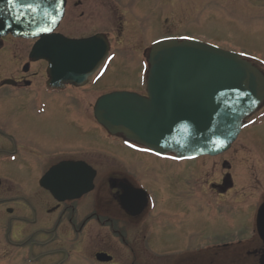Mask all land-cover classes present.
I'll list each match as a JSON object with an SVG mask.
<instances>
[{
	"label": "flooded vegetation",
	"instance_id": "obj_1",
	"mask_svg": "<svg viewBox=\"0 0 264 264\" xmlns=\"http://www.w3.org/2000/svg\"><path fill=\"white\" fill-rule=\"evenodd\" d=\"M120 1L118 8V0H66L61 20L65 32L58 29L67 38L98 35L108 48L110 62L107 69L110 67V71L117 74L129 72L133 54L126 56L128 67L113 69L121 56L109 37L111 34H121L123 23H126L124 32L128 38L123 37L119 43L121 37H118L117 44L125 48L132 46L133 50L143 46L139 65L147 60L145 49L150 43L131 38L134 20L139 21L141 28L140 20L144 16L133 8L126 9L123 0ZM125 4L129 6V0ZM101 10L107 14V24L103 28ZM81 24L96 30L73 33L72 26ZM15 41L27 44L26 56L21 47L22 52L15 47ZM32 44L33 41L10 35L0 39V264H117L110 241L125 250L126 264H163L161 256L150 257L151 251L158 250L153 222L159 228L162 225L160 219L149 215L155 208L154 202L148 196L143 210L131 216L120 201L121 185L138 187L137 182L142 183L141 179L133 180V173H129L140 165L117 153L118 147L126 152L129 149L123 147L122 139L103 132L93 116L94 101L87 103L86 99V94L95 93L94 89L101 90L106 86L107 90H129V84L115 88L119 83L111 84L110 79H105L107 72L102 79L92 81L95 73L81 86L65 83L62 88H51L48 86L47 61L29 57ZM92 133H97L96 137ZM100 134L101 142L103 138L105 143L104 150L89 149L95 140H99ZM136 155L158 160L151 154ZM129 161L132 164L129 165ZM47 175L55 178L91 176L92 187L79 197L60 200L41 184V179ZM53 181L49 183L58 188V181ZM67 191L74 190L67 188ZM249 202L245 200L240 205L254 210L248 214L252 234L248 239L223 244L216 256L221 257L222 264H233L236 256L240 264H264L260 226V223L264 224V196L254 204ZM214 252L209 253L211 260L215 259L212 258ZM97 253L112 258L107 263H100L95 260Z\"/></svg>",
	"mask_w": 264,
	"mask_h": 264
},
{
	"label": "rangeland",
	"instance_id": "obj_2",
	"mask_svg": "<svg viewBox=\"0 0 264 264\" xmlns=\"http://www.w3.org/2000/svg\"><path fill=\"white\" fill-rule=\"evenodd\" d=\"M125 2L123 0L126 9L133 8L144 16L140 20L141 28L138 20L133 22V40L138 38L148 43L165 35L188 36L264 60V0H129V6ZM120 7L121 1L118 0ZM101 15L103 28L107 24V14L101 10ZM62 25L58 29L65 32L66 27ZM125 28L124 22L121 34H111L109 37L121 56L120 61L113 64V69L128 67L126 56L133 54L129 72L125 70L117 74L110 71L109 67L105 79H110L111 84L119 83L115 88H123L125 86L121 85L126 83L129 89L142 93L137 87V76L139 58L144 48L142 46L133 50L132 46L125 48L117 44L118 37H121L119 43L123 37L128 38ZM71 29L75 34L96 30L83 24L72 26ZM14 44L27 55V44L21 41H15ZM105 90L106 86L101 90L94 89L95 93L86 94L87 103H92L96 95L108 91ZM91 135L96 137L97 133ZM95 142L89 149L104 150L101 134ZM117 153L132 158L135 165H140V168L129 173L135 174L130 173L133 180L141 179L144 189L153 198L155 208L149 215L162 222L160 228L153 222L155 226L152 231L157 237L158 250L151 251V259L161 256L163 264H181L185 261L189 264H222L216 260L210 263L208 248L232 242L234 238L248 239L252 234L248 214L254 210L240 203L249 200L248 204H254L260 196H264V124L248 125L231 147L218 156H202L196 161L175 166L153 158L147 160L150 157L126 152L121 147L117 148ZM109 243L116 252V263L126 264L125 250L112 241ZM69 251L71 253L70 248ZM217 255L218 249L212 258ZM233 264H240L237 256Z\"/></svg>",
	"mask_w": 264,
	"mask_h": 264
},
{
	"label": "water",
	"instance_id": "obj_3",
	"mask_svg": "<svg viewBox=\"0 0 264 264\" xmlns=\"http://www.w3.org/2000/svg\"><path fill=\"white\" fill-rule=\"evenodd\" d=\"M64 6L65 0H0V36L39 37L30 56L49 61L56 85L67 80L81 83L106 50L104 41L66 40L53 33ZM148 61L147 96L104 95L96 102L95 117L110 134H120L157 153L193 157L226 151L243 119L264 99V76L256 67L236 54L195 40L158 42L151 47ZM62 181L79 187L80 192L90 188V181L82 176H65ZM122 188L120 200L129 211L133 206L129 197L137 198L139 191ZM260 226L264 242V224ZM99 257L104 260L103 255Z\"/></svg>",
	"mask_w": 264,
	"mask_h": 264
},
{
	"label": "bare ground",
	"instance_id": "obj_4",
	"mask_svg": "<svg viewBox=\"0 0 264 264\" xmlns=\"http://www.w3.org/2000/svg\"><path fill=\"white\" fill-rule=\"evenodd\" d=\"M113 60H114V59H113ZM113 60H112V61H113ZM112 61H111V62H112ZM106 74H107V71H105V73L103 74L102 78H103ZM102 78H101V79H102ZM245 129H246V128H245ZM245 129H243V130H245Z\"/></svg>",
	"mask_w": 264,
	"mask_h": 264
}]
</instances>
